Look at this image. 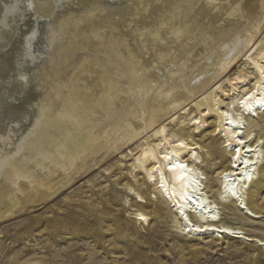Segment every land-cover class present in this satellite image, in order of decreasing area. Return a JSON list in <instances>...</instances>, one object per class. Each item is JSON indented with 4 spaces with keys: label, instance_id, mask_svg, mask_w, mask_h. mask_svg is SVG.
I'll return each mask as SVG.
<instances>
[{
    "label": "bare ground",
    "instance_id": "6f19581e",
    "mask_svg": "<svg viewBox=\"0 0 264 264\" xmlns=\"http://www.w3.org/2000/svg\"><path fill=\"white\" fill-rule=\"evenodd\" d=\"M239 62L247 69L228 78ZM259 114L264 0H0V219L20 209L21 181L51 195L89 156L152 132L134 169L171 223L188 238L252 245L261 264L264 238L220 216L264 214ZM203 155L215 166L211 193ZM177 164L185 167L170 171ZM57 171L62 179L48 185ZM124 186L139 198L131 207L140 225L166 218L141 204L148 194Z\"/></svg>",
    "mask_w": 264,
    "mask_h": 264
},
{
    "label": "rangeland",
    "instance_id": "374dc122",
    "mask_svg": "<svg viewBox=\"0 0 264 264\" xmlns=\"http://www.w3.org/2000/svg\"><path fill=\"white\" fill-rule=\"evenodd\" d=\"M240 63L228 78L242 67L247 69ZM181 113L178 121L166 122L169 132L179 130L178 122L184 117ZM255 121L260 126L256 132L264 140V115L259 114ZM211 130L203 129L196 138H206ZM184 132L190 133V129L185 127ZM151 135L152 132L142 133L121 149H118L119 143H112L94 153L85 159L78 174L63 186L57 185L51 195L40 197L33 189L34 183L27 185L21 181L20 209L0 219V264H258L255 260L259 251L252 245L232 238L224 241L188 238L171 223L166 205L152 187L147 189L141 185L142 175L134 169L137 147ZM203 158L207 190L211 193L215 166L209 164L207 155ZM62 176L57 171L45 177V181L48 185L57 183ZM38 177L42 178L43 172H38ZM126 183L136 192L148 194L146 203H140L149 209L152 202L159 205L166 218L150 221L149 226L135 221L131 203L139 198L124 186ZM258 204L264 206V184H261ZM220 214L223 222H242L249 234L264 238V214L247 218L233 212L229 216L225 209ZM117 219L128 227L129 237L117 233ZM258 259L264 264V256Z\"/></svg>",
    "mask_w": 264,
    "mask_h": 264
},
{
    "label": "snow or ice",
    "instance_id": "6c2138e0",
    "mask_svg": "<svg viewBox=\"0 0 264 264\" xmlns=\"http://www.w3.org/2000/svg\"><path fill=\"white\" fill-rule=\"evenodd\" d=\"M31 6V5H30ZM241 143H243V141H241ZM182 146V145H181ZM167 159V157H166ZM183 167H185L184 165H172V167L170 168V171L173 170V169H182ZM141 219H144V217H140Z\"/></svg>",
    "mask_w": 264,
    "mask_h": 264
}]
</instances>
